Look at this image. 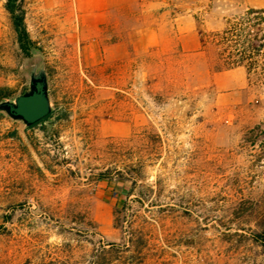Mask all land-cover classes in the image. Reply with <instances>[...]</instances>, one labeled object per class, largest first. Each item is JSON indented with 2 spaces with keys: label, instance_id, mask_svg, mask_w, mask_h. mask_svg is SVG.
I'll return each mask as SVG.
<instances>
[{
  "label": "rangeland",
  "instance_id": "374dc122",
  "mask_svg": "<svg viewBox=\"0 0 264 264\" xmlns=\"http://www.w3.org/2000/svg\"><path fill=\"white\" fill-rule=\"evenodd\" d=\"M4 3L0 96L37 57L52 112L0 113V264H264V70L213 36L264 0H24L29 53Z\"/></svg>",
  "mask_w": 264,
  "mask_h": 264
},
{
  "label": "trees",
  "instance_id": "16d2710c",
  "mask_svg": "<svg viewBox=\"0 0 264 264\" xmlns=\"http://www.w3.org/2000/svg\"><path fill=\"white\" fill-rule=\"evenodd\" d=\"M23 2L24 0H5L4 9L9 15L20 49L29 53L33 43L28 37L24 24ZM213 36L217 49L216 64H220L216 67V71L236 67H243L248 72L255 69L264 70V59L261 58L264 54L263 8H248L238 22L227 26L222 31L215 32ZM3 98L6 96H0V100ZM50 115L39 122L47 120ZM253 241L261 248V253L264 255V228L254 234ZM108 245L109 248L113 246Z\"/></svg>",
  "mask_w": 264,
  "mask_h": 264
},
{
  "label": "water",
  "instance_id": "95a60500",
  "mask_svg": "<svg viewBox=\"0 0 264 264\" xmlns=\"http://www.w3.org/2000/svg\"><path fill=\"white\" fill-rule=\"evenodd\" d=\"M28 76L26 89L12 98L0 100V113L24 128L36 124L52 112L48 77L40 58L25 67Z\"/></svg>",
  "mask_w": 264,
  "mask_h": 264
}]
</instances>
